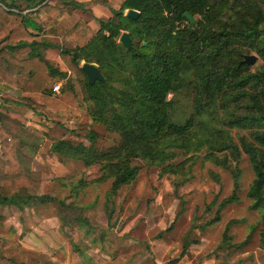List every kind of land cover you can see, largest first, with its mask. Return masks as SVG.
<instances>
[{
  "label": "trees",
  "instance_id": "obj_1",
  "mask_svg": "<svg viewBox=\"0 0 264 264\" xmlns=\"http://www.w3.org/2000/svg\"><path fill=\"white\" fill-rule=\"evenodd\" d=\"M25 3L27 11L40 6L38 0ZM40 8L53 12L46 5ZM127 10L139 12L138 19L127 18ZM185 13L195 24L185 19ZM57 22L54 17L42 30L20 7L7 6L1 0L0 92L9 83L24 93L49 94L50 83L73 73L81 79L82 100L90 118L121 141L100 151L92 134L88 147L58 140L51 153L62 162L97 165L98 181L110 180L111 193L116 194L136 180L135 160L160 167L161 176L180 177L174 182L180 187L189 181L191 171L186 161L173 164L178 152L204 151L206 162L230 171L233 188L211 221L194 225L201 230L219 222L222 209L239 202L241 170L237 165L246 156L253 174L246 197L249 210L261 217L257 248L264 261V0H122L108 20H98L93 35L73 49L40 38L59 36ZM125 32L132 41L131 49L119 43ZM251 54L261 61L253 70L241 64ZM56 57L64 71L55 65ZM83 64L97 65L104 81L90 86L81 70ZM183 94L189 99L191 113L177 119L173 115L175 99ZM22 128L7 112L0 113V142L8 145L3 148L8 172L0 177V205L18 210L57 199L36 193L38 177L24 151L37 152L40 144ZM79 222L85 224L86 220ZM234 223L226 224L220 249L241 255L251 242L253 228L243 241L232 244L229 229ZM189 244L185 239L180 258ZM1 247L0 264H12L1 254Z\"/></svg>",
  "mask_w": 264,
  "mask_h": 264
},
{
  "label": "rangeland",
  "instance_id": "obj_2",
  "mask_svg": "<svg viewBox=\"0 0 264 264\" xmlns=\"http://www.w3.org/2000/svg\"><path fill=\"white\" fill-rule=\"evenodd\" d=\"M38 1L37 10L27 11L25 0H4L7 6L20 7L42 30L45 22L57 17L59 36L40 38L73 49L82 46L97 31L98 20H108L122 0ZM44 5L53 12L45 13L40 8ZM260 64L257 57L252 70ZM55 65L65 70L59 57ZM59 81L48 85L49 94L24 93L9 83L0 92V113L7 112L40 144L37 152L31 148L24 151L32 160L31 171L38 177L37 195L57 197L23 210L0 205V246L6 259L12 264H85L81 257L88 264H264L257 248L261 217L249 210L246 197L253 179L246 156L237 165L241 170L239 202L222 209L219 222L203 230L194 228L211 221L221 201L231 195L230 171L206 162L204 151H180L173 164L186 161L185 166L191 171L184 185L176 187L174 182L180 177L161 176L160 167L135 160L133 165L139 170L136 180L112 194L110 180L98 181L101 174L97 165L62 162L51 153V146L58 140L88 147L92 134L100 151L118 146L121 141L117 134L90 118L82 100L81 79L67 73V78L60 81V93L55 94L52 87ZM172 97L169 95L168 99ZM175 101L173 115L176 113L177 119L188 117L189 99L183 94ZM6 146L1 140L0 177L8 172L3 156ZM79 219L86 223L80 224ZM229 221H235L229 229L232 244L243 241L253 228L251 242L241 255L220 249ZM185 239L190 244L186 255L180 258Z\"/></svg>",
  "mask_w": 264,
  "mask_h": 264
},
{
  "label": "water",
  "instance_id": "obj_3",
  "mask_svg": "<svg viewBox=\"0 0 264 264\" xmlns=\"http://www.w3.org/2000/svg\"><path fill=\"white\" fill-rule=\"evenodd\" d=\"M125 16L130 20H137L139 17V12L135 10H127ZM184 17L188 20L191 24H195V19L192 18L189 14L185 13ZM119 43L126 49H131L132 41L128 35V33H122L119 38ZM257 62V57L254 55H247L244 56L241 64L253 66ZM81 70L87 77V82L90 86H92L95 82H103L104 78L101 75L100 71L98 70L97 65L95 64H83L81 66Z\"/></svg>",
  "mask_w": 264,
  "mask_h": 264
},
{
  "label": "built area",
  "instance_id": "obj_4",
  "mask_svg": "<svg viewBox=\"0 0 264 264\" xmlns=\"http://www.w3.org/2000/svg\"><path fill=\"white\" fill-rule=\"evenodd\" d=\"M62 82L56 83L55 85H53L52 90L55 94H59L62 88Z\"/></svg>",
  "mask_w": 264,
  "mask_h": 264
},
{
  "label": "crops",
  "instance_id": "obj_5",
  "mask_svg": "<svg viewBox=\"0 0 264 264\" xmlns=\"http://www.w3.org/2000/svg\"><path fill=\"white\" fill-rule=\"evenodd\" d=\"M37 10V9H36Z\"/></svg>",
  "mask_w": 264,
  "mask_h": 264
}]
</instances>
